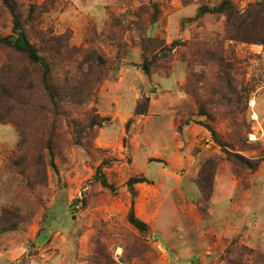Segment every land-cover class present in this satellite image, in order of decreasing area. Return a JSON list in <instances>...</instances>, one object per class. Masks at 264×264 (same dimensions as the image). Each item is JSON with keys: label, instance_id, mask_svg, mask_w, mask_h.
I'll return each mask as SVG.
<instances>
[{"label": "rangeland", "instance_id": "1", "mask_svg": "<svg viewBox=\"0 0 264 264\" xmlns=\"http://www.w3.org/2000/svg\"><path fill=\"white\" fill-rule=\"evenodd\" d=\"M222 1L0 0V264H116L119 249L123 264H264V45L224 40L222 14L195 19ZM16 22L58 106L1 43L22 41Z\"/></svg>", "mask_w": 264, "mask_h": 264}, {"label": "trees", "instance_id": "2", "mask_svg": "<svg viewBox=\"0 0 264 264\" xmlns=\"http://www.w3.org/2000/svg\"><path fill=\"white\" fill-rule=\"evenodd\" d=\"M5 4H9L10 0H3ZM205 14H222L226 18V24H225V30L223 33V39L226 41L231 42H241V43H247V44H253V45H264V0L261 2L250 4L249 7L243 11L240 12L235 8L234 2L232 0H223L222 3L213 8L208 7H202L199 9L197 16L195 19L200 18L201 16ZM14 31L17 32L20 40L24 41L27 48L24 49L21 46V42L17 43L16 40H14L12 37L3 39L1 43L8 47L16 48L20 50L21 52L25 53L28 57V60L35 65H39L41 69L44 72L43 77V83L48 91L53 103L55 106H58L59 101H57V97L59 96L58 93L54 90V88L51 86V66L49 65L48 61L40 55L39 51L36 47L31 45L24 32L21 29L20 22L15 23ZM219 37L216 38L215 42L216 48H214L217 52L219 49L220 41L223 40ZM149 43L151 46L154 45H163V43L157 39V38H151L149 40ZM160 43V44H159ZM175 45V43H173ZM156 50V47H154ZM215 50L208 49L211 53H216ZM218 62H223L222 60H218ZM223 64V63H222ZM225 65V64H223ZM150 64H145V73L147 75H150ZM225 66H218L219 68V74L222 76V82L225 85V77L226 75V69ZM148 111V105L143 106L142 110L140 109V106L138 105L135 114L138 116L144 115ZM130 122L127 124V131L129 130ZM240 161H244V158L241 156H238ZM262 160H257L256 162L252 163L248 161V166L252 170H256L259 167V164ZM208 170V169H207ZM207 170H203V174L205 175V178L203 180V184L201 187L202 193L204 198L207 199V201L211 197V192L207 187L209 186L211 188L212 186V179L211 177L208 178V173H206ZM100 183L103 188L109 189L111 191H115V187L113 184H110L105 177L104 174H102L101 170L98 172ZM142 183H150L147 177L144 176H135L131 177L128 182L127 186L129 191L131 192L133 196L132 206L129 211L128 220L130 224L139 230L140 232H147L149 230V226L140 220L135 213V198L137 197V190L135 188L136 185L142 184ZM209 190V193H208Z\"/></svg>", "mask_w": 264, "mask_h": 264}, {"label": "built area", "instance_id": "3", "mask_svg": "<svg viewBox=\"0 0 264 264\" xmlns=\"http://www.w3.org/2000/svg\"><path fill=\"white\" fill-rule=\"evenodd\" d=\"M116 264H123L122 263V250L119 249L117 252H116Z\"/></svg>", "mask_w": 264, "mask_h": 264}, {"label": "water", "instance_id": "4", "mask_svg": "<svg viewBox=\"0 0 264 264\" xmlns=\"http://www.w3.org/2000/svg\"><path fill=\"white\" fill-rule=\"evenodd\" d=\"M21 46H22V48H24V49L27 48V46L25 45L24 41L21 42Z\"/></svg>", "mask_w": 264, "mask_h": 264}, {"label": "crops", "instance_id": "5", "mask_svg": "<svg viewBox=\"0 0 264 264\" xmlns=\"http://www.w3.org/2000/svg\"><path fill=\"white\" fill-rule=\"evenodd\" d=\"M263 101H264V97H263Z\"/></svg>", "mask_w": 264, "mask_h": 264}]
</instances>
